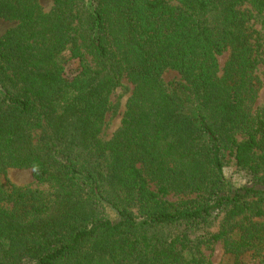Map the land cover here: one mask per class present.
I'll list each match as a JSON object with an SVG mask.
<instances>
[{"label":"trees","instance_id":"obj_1","mask_svg":"<svg viewBox=\"0 0 264 264\" xmlns=\"http://www.w3.org/2000/svg\"><path fill=\"white\" fill-rule=\"evenodd\" d=\"M52 2L0 0L16 23L0 38V264H212L217 242L259 252L264 49L252 26L264 27V0ZM65 52L80 61L71 78ZM168 69L183 82L165 85ZM124 76L133 89L103 140ZM229 160L246 183L226 178ZM11 168L49 191L14 184Z\"/></svg>","mask_w":264,"mask_h":264},{"label":"rangeland","instance_id":"obj_2","mask_svg":"<svg viewBox=\"0 0 264 264\" xmlns=\"http://www.w3.org/2000/svg\"><path fill=\"white\" fill-rule=\"evenodd\" d=\"M40 5L45 11L51 9L53 2L52 0H39ZM246 7H249L247 5ZM15 22L7 21L0 18V38L5 34V32L15 26ZM253 29L259 32L261 38V46L264 49V27L260 25L258 21L253 23ZM255 37V34H254ZM228 51L223 52L217 57L219 69L223 68L227 58ZM65 59V76L71 78L78 70L80 66L79 59H70L69 53H63ZM256 75L260 80V91L257 99V105L264 108V60H262L255 70ZM161 78L165 85L169 86L173 82H183L181 75L174 70H165ZM122 85L118 87L110 96V109L105 115V124L100 134L103 140L109 139L113 132L120 125V120L124 111V104L128 96L131 94L133 89V84L124 76L122 78ZM226 178L236 186L242 185L247 182V176L244 172H241L235 168L233 162L229 160L225 166ZM7 177L16 185L19 186H29L31 188H37L43 191H49L50 187L47 184L37 183L32 175V170L30 168L15 169L11 168L7 171ZM170 200H174L176 197L169 196ZM217 226L215 224L212 229ZM212 264H264V244L260 248L259 252H244L239 257H234V255L228 254L224 251L223 246L220 242H217L213 249L206 251Z\"/></svg>","mask_w":264,"mask_h":264}]
</instances>
